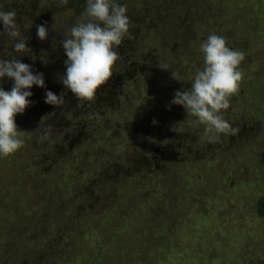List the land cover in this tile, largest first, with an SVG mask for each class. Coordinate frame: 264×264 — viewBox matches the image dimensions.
Here are the masks:
<instances>
[{"label":"rangeland","instance_id":"rangeland-1","mask_svg":"<svg viewBox=\"0 0 264 264\" xmlns=\"http://www.w3.org/2000/svg\"><path fill=\"white\" fill-rule=\"evenodd\" d=\"M55 2L27 0L17 13L31 51L14 53L0 32V58L11 53L33 69L39 56L46 85L29 89L32 103L15 117L25 145L0 156V264H264V216L255 212L264 194V0H118L132 38L92 106L42 62L44 49L65 61L64 32L87 19L86 0ZM42 24L44 41L30 31ZM212 32L246 53L225 115L239 131L218 144L171 104L191 88ZM12 84L0 81L6 91ZM48 90L64 106L45 103ZM46 125L53 135L44 140Z\"/></svg>","mask_w":264,"mask_h":264},{"label":"clouds","instance_id":"clouds-1","mask_svg":"<svg viewBox=\"0 0 264 264\" xmlns=\"http://www.w3.org/2000/svg\"><path fill=\"white\" fill-rule=\"evenodd\" d=\"M54 0H39V7H51ZM68 0H65L67 3ZM86 21L72 25L64 32L61 45L67 56L66 72L61 82L78 101L94 103L98 90L107 84L114 74L120 55L117 49L125 39H131V21L127 6L118 0H86ZM3 32L13 39V52L26 53L27 37L21 34L15 9H0ZM37 36L47 40L49 30L37 25ZM203 66L197 71L188 90H177L171 104L182 106L188 116L194 117L193 124L206 126L207 142L218 144L221 136H235L238 129L225 118L231 106V98L239 95L245 73L240 65L246 53L230 48L224 36L210 33L200 44ZM10 59L0 58V81L7 77L13 81L10 91L0 86V156L15 154L26 142L24 131L18 129L15 117L24 114L31 105L33 86L45 88L44 74L34 72L32 66L9 54ZM175 78L174 74L172 73ZM45 103L58 108L64 106V95L48 90ZM93 113H89L91 118ZM43 120V119H42ZM155 124L156 121L154 120ZM39 129V128H38ZM53 135V126L41 130L44 140Z\"/></svg>","mask_w":264,"mask_h":264},{"label":"trees","instance_id":"trees-1","mask_svg":"<svg viewBox=\"0 0 264 264\" xmlns=\"http://www.w3.org/2000/svg\"><path fill=\"white\" fill-rule=\"evenodd\" d=\"M26 1L27 0H18V3L16 4L15 3V5H16V7H14L13 5H11V6H6V7H0V9H3V10H10V9H15L16 10V12L17 13H19V11L21 10V8L23 7V5H25L26 4ZM54 1H56V2H58V0H54ZM60 1H63V0H60ZM65 1V0H64ZM54 3L53 5H56L57 3ZM65 3V2H64ZM68 4L67 5H70V6H72L73 5V7L75 6V4H80V0H68V2H67ZM11 4V3H10ZM61 4V6H63V3L62 2H60L58 5H60ZM81 5V4H80ZM80 7V6H79ZM83 9V8H82ZM81 9V10H82ZM47 10V9H46ZM47 12V14H49L50 12L47 10L46 11ZM75 12L77 13V14H79V12L77 11V10H75ZM44 14H46L45 12H43V15ZM17 17H19L18 16V14H17ZM31 30H34L33 31V33L32 34H34L35 33V31L37 30V25L35 26V25H31V28H30V31ZM0 32H3V24H2V22H0ZM3 33H0V35H2ZM6 35V34H5ZM13 44V43H12ZM49 48H51L50 46H48V49ZM44 51H45V56H46V58L44 59V60H42V62L43 63H50V61L52 62L53 61V63H55L54 65H56L57 67H58V70H59V72H63V73H65V64H64V60H57L56 61V58H54V57H51L50 56V52H53V51H51V49L50 50H46V49H44ZM38 52V51H37ZM40 53V52H39ZM37 58H38V61H37V63H36V65H34L33 66V71L34 72H39V68H37V64H38V62H39V60H41V58H39V56H37ZM34 62H32V64H33ZM53 65H50V67H52ZM63 67H64V69H63ZM52 69V68H51ZM100 103L99 102V100L98 99H96L95 100V103ZM85 105H87V102H85ZM89 105H91L90 103H89ZM92 106V105H91ZM85 107H87V106H85ZM84 112H86V110L84 111V110H82V115H84L83 113ZM102 112V111H101ZM88 114V113H87ZM260 162L264 165V149L260 152ZM255 212H256V214L258 215V216H264V194L262 195V196H260V197H258L257 198V200H256V208H255Z\"/></svg>","mask_w":264,"mask_h":264}]
</instances>
